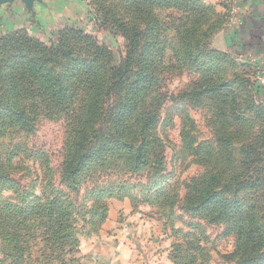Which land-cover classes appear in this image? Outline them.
<instances>
[{"label":"rangeland","instance_id":"1","mask_svg":"<svg viewBox=\"0 0 264 264\" xmlns=\"http://www.w3.org/2000/svg\"><path fill=\"white\" fill-rule=\"evenodd\" d=\"M79 1L84 9H78ZM48 9L52 18L36 16L33 9L18 0L1 2L0 38L12 33L50 45L58 40L60 32L73 28L97 37L114 53L117 62L124 55L123 40L109 23L98 19L105 12L140 31V44L153 42L152 58L156 60L152 69L157 83L144 101L145 107L158 114L156 137L162 148L163 168L153 178L148 172L119 177L118 182L107 185L110 191L101 198L91 192L97 191L96 181L84 186L78 196L66 197L74 229L71 244L78 243L76 256L80 262L84 249L114 241L116 226L127 229L140 224L150 230V239L140 242L144 250L137 264H239L235 256L237 237L234 232L227 233L228 223H210L204 215L194 216L179 208L192 183L200 184L211 173L223 172L220 184L230 183L231 192L222 194L244 203L248 215L261 222L264 234V190L246 185L251 184L246 181L251 168L264 166V150H250L263 140H259L264 132V105L259 101L263 88L255 83L256 100L262 105L254 104L250 111V93L241 83L250 77L244 60L218 41L230 28L214 25L215 19L207 13L201 15L203 8L191 0H68L66 5L54 0ZM187 26L191 28L188 37L195 60L187 56L182 44ZM68 45L75 46V53L81 57L91 52L89 43L75 37H70ZM142 48L134 52V71L139 68ZM208 86L220 89L212 94ZM234 113L241 120L243 117V122L233 118ZM51 119L55 118H42L35 133L21 139L29 150H21L20 157L13 161L17 186L15 190L0 191V215L4 211L15 216L18 206L38 209L55 192L63 191L60 173L67 152V132L62 118ZM220 126L221 132L217 131ZM3 147L8 146L4 143ZM29 155L36 161H30ZM114 180L105 177L102 183ZM35 196L44 200L34 202ZM105 206V219L99 223ZM111 219L114 223L108 226ZM4 222L6 215H1L0 223ZM47 223L33 215L23 225L26 229L21 235L28 244L29 264H60L68 259ZM5 228L11 229L7 224ZM1 250L0 241V259L6 257Z\"/></svg>","mask_w":264,"mask_h":264},{"label":"trees","instance_id":"2","mask_svg":"<svg viewBox=\"0 0 264 264\" xmlns=\"http://www.w3.org/2000/svg\"><path fill=\"white\" fill-rule=\"evenodd\" d=\"M191 1L196 7L203 8L204 12H199L201 15L208 14L215 19L214 25L219 24L221 28L226 24L228 14L215 13L201 0ZM194 13L199 14L197 10ZM99 18L102 23H109L123 40L124 55L117 62L114 53L99 43L97 37L73 28L60 32L58 40L50 45L12 33L0 38V191L15 190L13 161L20 157L21 150H29L21 139L31 137L42 118H55L51 121L62 118L67 132V152L60 173L63 191L55 192L53 198L49 202L45 200L38 209L31 205L27 208L18 206L13 212L15 216L2 211L6 223H0L1 254L6 257L0 259V264L30 263L28 244L21 233L26 229L24 223L33 215L48 221V229L54 230L55 242L64 248L61 252L68 259H62L60 264H80V258L76 256L78 243L71 244L74 229L66 197L78 196L84 186L96 181L97 191L91 192L101 198L110 191L107 185L118 182L119 177L132 178L148 172L153 178L163 168L162 148L156 137L158 114L145 107L144 101L157 83L152 69L156 62L152 58L153 42L140 44V31L126 26L113 14L102 12ZM195 20L198 21V17ZM190 33L189 26L184 28L182 44L187 56L194 59ZM70 37L89 43L90 54L78 56L75 46L68 45ZM141 45L140 65L134 71L133 55ZM244 65L250 77L241 83L251 95V111L254 104H262L256 100V72ZM218 89L208 86L207 91L214 94ZM232 103H235L234 99ZM233 118L244 120L238 118L237 113ZM217 131L221 132V126ZM261 139L262 142L250 150H264V132L259 136ZM4 143L7 149L3 147ZM28 158L36 161L32 155ZM250 171L246 181L251 184L246 185L264 190V166L253 167ZM105 177L115 180L102 183ZM222 177L223 172H215L200 184L192 183L179 208L183 207L194 216L204 215L210 223H228L227 233L234 232L237 237L235 256L239 258V264H264L262 224L256 217L248 215L244 203L227 199V195L222 194L231 192L230 183L221 186ZM37 200L44 199L35 196L34 202ZM103 212L99 223L105 219L106 206ZM6 224L10 225V231L5 228Z\"/></svg>","mask_w":264,"mask_h":264},{"label":"crops","instance_id":"3","mask_svg":"<svg viewBox=\"0 0 264 264\" xmlns=\"http://www.w3.org/2000/svg\"><path fill=\"white\" fill-rule=\"evenodd\" d=\"M53 1L35 0L31 9L38 17L40 14L51 16V10L48 8ZM58 1L63 2L65 5L68 2V0ZM201 1L211 6L215 13L219 15L228 14L230 0ZM81 3L82 1H79V10L84 9V5ZM68 4H71V1ZM238 6V23L230 30H226L227 33L221 34L218 41L225 45L227 49L235 50L236 55L234 56L243 59L244 63L254 69L257 75L259 63L264 60V0H241ZM262 88L263 93L259 101L264 105V86ZM109 222L108 226L114 223L113 219ZM115 225H118V223H115ZM115 230L114 241L84 249V258L80 264H137L141 259L140 253L142 249L144 250V246L140 242L150 239V236L148 237L150 230L140 224L138 226L130 225L127 229H122L118 225ZM89 251H92V253L88 254Z\"/></svg>","mask_w":264,"mask_h":264},{"label":"built area","instance_id":"4","mask_svg":"<svg viewBox=\"0 0 264 264\" xmlns=\"http://www.w3.org/2000/svg\"><path fill=\"white\" fill-rule=\"evenodd\" d=\"M241 0H230L229 5H228V17H227V22L226 26L229 28L235 26L238 23V13H239V2ZM254 62V60H252ZM256 63V62H255ZM256 84L259 87L264 86V60L259 63L258 66V72L256 75Z\"/></svg>","mask_w":264,"mask_h":264},{"label":"water","instance_id":"5","mask_svg":"<svg viewBox=\"0 0 264 264\" xmlns=\"http://www.w3.org/2000/svg\"><path fill=\"white\" fill-rule=\"evenodd\" d=\"M17 0H0V3H11V2H15ZM22 3H24L25 7H27L28 9L32 8V4L35 0H18Z\"/></svg>","mask_w":264,"mask_h":264}]
</instances>
